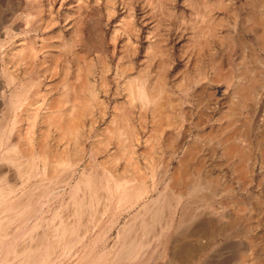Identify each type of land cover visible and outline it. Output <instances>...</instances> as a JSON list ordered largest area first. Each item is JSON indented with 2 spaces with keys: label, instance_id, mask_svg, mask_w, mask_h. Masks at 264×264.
Returning a JSON list of instances; mask_svg holds the SVG:
<instances>
[{
  "label": "rangeland",
  "instance_id": "rangeland-1",
  "mask_svg": "<svg viewBox=\"0 0 264 264\" xmlns=\"http://www.w3.org/2000/svg\"><path fill=\"white\" fill-rule=\"evenodd\" d=\"M166 1L0 0V132L4 133V142L8 139L17 142L11 150H0V158L3 159V163L0 162V174L3 173L0 175V187L3 180V184L17 188V193L7 195L6 186L0 196L9 199L8 203L21 193H24L25 199L29 198L14 210L20 215L8 216L11 221L7 226L10 234L6 242L15 243H11L10 254L23 245L38 246L39 255L23 264L149 263L150 247L143 249L136 259L122 257L121 253L126 245L133 243L131 239L135 230L140 232L139 246L146 244V226L140 225V220H145L143 206L163 188L170 186V178L183 146L179 139V118L175 116L169 120L170 126L161 127L160 124L166 122L165 118L152 119L153 104L127 97L130 93L127 83L132 75L142 72L141 84L149 83L157 78V74L160 78L165 76L161 79L165 84H176L180 80L176 71L186 60L185 53L181 54L183 56L179 53L190 50L189 45L195 41L192 37L207 35L200 40L210 41L209 33L224 39L234 69L236 62H243L246 66L248 64V69L256 71V80L264 75V51L255 39L256 30L248 29L251 22L257 20L254 15L259 12L256 10L258 0H170L172 20H199L196 26L200 32L192 31L189 25L179 29L174 24L171 28L164 21ZM201 20H215L212 29H206ZM235 39L242 42V48ZM167 49L171 50V62L163 54ZM205 50L206 47L202 51L208 52ZM251 53L258 59L252 56L250 59ZM149 56H153V62ZM130 68L133 71L128 72ZM65 69V81L59 84ZM207 70L208 78L211 70L209 73ZM203 81L198 80L199 87L205 84ZM245 83V80L241 81V85ZM214 87L209 86V91H213L216 98L212 96L213 110L205 117L203 129L192 130L188 144L208 134L216 137L226 125V119L221 117L227 112L232 90H225L224 84ZM78 88L82 89L80 94H77ZM218 90L225 93L219 95ZM64 92L70 95L69 98H63ZM12 93L16 98H10ZM78 95L81 99L68 103ZM62 100L68 101L64 103ZM54 103L60 104V109H53ZM253 105H249L246 111H256H244L243 115H248L250 131L256 133L260 131L262 106ZM200 109L201 112L205 110L204 104ZM242 120L241 117L239 124ZM71 121L75 126L72 129L67 127ZM168 138L174 141L176 154L173 157L167 149ZM203 145L196 161L204 165L201 177L207 171L214 182L234 183L232 187L235 190L231 196L222 195L207 200L198 198L190 210L196 211L198 223L202 220L199 216L207 212H211V216L215 212L216 215L221 212L225 215L219 207L227 199H244L251 191V188L243 190L236 176L232 175L231 164L223 156L222 147L217 144L215 148ZM256 157L259 164L257 154ZM258 164L254 170L255 180L263 177ZM49 178L55 181L50 183ZM34 185L38 188L33 189ZM5 205L0 211L5 210ZM253 215L256 216V213ZM221 228L220 223L204 228L202 235L208 238L207 246L185 264H235L236 251H244L250 239L259 238L264 232V223L254 232L251 230L238 239H229V242L219 235ZM170 236L173 238L175 234L171 231ZM212 237L215 238L209 239ZM195 242V245L203 244ZM216 246L219 251L213 261H208L207 256ZM158 248L157 264H179L170 262L169 246L165 242L160 243ZM2 250L0 264H5L1 260L5 258L6 251L5 248ZM256 251L259 252L258 249ZM9 255L8 264H17L12 263L13 260H20ZM262 258L260 256L257 262Z\"/></svg>",
  "mask_w": 264,
  "mask_h": 264
},
{
  "label": "bare ground",
  "instance_id": "bare-ground-1",
  "mask_svg": "<svg viewBox=\"0 0 264 264\" xmlns=\"http://www.w3.org/2000/svg\"><path fill=\"white\" fill-rule=\"evenodd\" d=\"M204 1L207 2L206 0ZM253 1L255 2V0ZM171 2L170 0L166 1L167 11H166V20L164 21L168 25H170L171 28L174 24H176L175 25L177 26L176 28H179V29L183 25H189L192 31L197 30V32H200V29L198 28V26H196L199 20H196V21L195 20H172L173 12L170 11V8H171L170 5H172ZM254 2H253V6L256 7L254 5ZM257 3H258L257 5L258 9L256 10H259V12L257 11L258 15H256L257 13L254 15V17L255 16L257 17V20H255L254 18L255 21L251 22V25L248 29L250 31L256 30L255 39L258 42L260 49L264 51V1L258 0ZM254 12H255V9H254ZM213 21L215 20H201V22L205 24L206 29L208 30L212 29L211 27H212ZM221 22L223 23V21ZM196 35L200 36V34H196ZM209 35L210 36L208 38H210V41H206V42L205 40H203V38L202 40H200V38L206 37L207 35L206 36L201 35L200 38H198L197 36L192 37V38H195V41L193 40L191 44L189 45L191 51L188 49L186 52L182 50L183 52L179 53V55H181L182 53H185L186 56L184 57H186V60L185 61L183 60L182 62L183 64L180 62L182 64V67H179L181 68L179 69V71H176L175 69V71L178 72V74L180 75V80L179 81L177 80L178 82H176V84L171 85L170 83L171 86L168 84L169 85L168 87V85L162 82L161 80L165 76H161L162 78H160V76H158L157 73H156L157 78L155 77L153 80H151L147 84L145 83L141 84L140 82V81H143L141 80L142 72L138 73L139 75L136 74L137 76L132 75L133 77L130 79L128 77L129 80L127 84L129 85L130 93L129 95H127V97L129 99L136 97L139 100L145 102L146 104L148 103L153 104V109L151 111L152 119L155 121L156 118H159V119L165 118L166 122H164L163 124L161 123L162 124V125L160 124L161 127H163L164 125L170 126L169 120L171 118H174L175 116L176 118H179L180 129L179 127L178 129L180 131L179 139L181 140V143L180 142L179 143L182 144L181 146L183 147H181L182 151H181V155L179 156L180 158H179L177 167L175 168L170 178V182H169L170 186H168L167 188H163L161 191L159 190L160 192L157 191L158 193L155 194V198L150 199L143 206L145 220L142 221L141 219L140 225L146 226V232H147L146 233L147 234L146 244L139 246L138 234H140V232H139V229L135 230L134 232L135 236L131 239L133 243L131 242L129 243V245L125 246L123 252L121 253L122 257L126 258V257L132 256L133 258L136 259L137 257H139V254L141 251H144L145 249H148L150 247L151 253H149L150 255L148 254L149 255L148 264H157V261H158L156 259L157 258L156 252H158L157 249H159L158 247L160 246V243L165 242V245L169 246L168 257L171 260L169 261L171 263L178 262L179 264H185L186 262L189 261L191 257L194 258V256H196L197 253L202 251V249H204L207 246L208 238L203 236L205 234L202 235V232H204V228L206 227L209 228L211 225H213V223L221 224V227L223 229L221 228L222 231L220 230L221 233L220 234L218 233V234L224 237L227 241L229 239H234V240L238 239V237H240L241 234L249 233L251 230L252 232H254L253 230L260 228L261 225L264 223V178H263L264 177V75L259 74L260 79L256 80V76H257L256 71L254 69H248L247 67L248 64L246 66L245 63L243 62L242 63L236 62L235 63L236 67L234 69L233 67L234 62L230 60L229 59L230 56L227 55V49L225 48L226 45H225L224 39L221 37H218L217 35H211L210 33ZM160 41L162 42V40ZM235 41H236V44L239 46V48H242L241 46L242 42H239L238 39H235ZM167 43H168V40H167ZM216 43H219L220 45ZM212 46L214 47V49L212 48ZM205 47H206V50H208V52L202 51V49H204ZM215 47H220V48L216 49ZM158 48L159 47H157V50ZM158 54L162 55L161 57H165V55L163 56V54H166L167 60L171 62V56H172L171 50L167 49L166 53H163V54L158 53ZM225 56H228V58H224ZM251 56L254 57V59L256 60L258 59L252 53L250 54V59L252 58ZM152 57L153 56H149L148 58L151 59ZM153 59L154 58H152V62H153ZM158 60L159 59H157V61ZM148 61L151 62L150 60ZM257 62L260 63L259 61ZM161 63H163L162 60H161ZM159 64H160V60H159ZM162 66L164 65L162 64ZM156 67L158 66L156 65ZM121 69H123V67ZM160 69L158 70V72L160 71ZM209 69L211 70V73H210V77L207 78L206 70L208 72ZM128 70H130L128 72L133 71L132 68ZM235 70H236V74L234 73ZM155 71L156 70H154V72ZM151 72H153V70ZM63 73H64L63 78L60 80L59 84L60 83L62 84L65 81L64 79H65L66 69L63 70ZM258 73H261V72L259 71ZM263 73H264V70H263ZM170 76L171 75H169L168 77ZM8 78L10 79V77ZM174 78H176V76ZM200 79L204 80L203 83L205 84L204 85L202 84L203 86L201 85L199 87L198 80ZM242 80L246 81L245 85H241ZM145 82H147V80H145ZM216 84H219V87L222 84H224L226 86L225 90L226 88L232 90V99L229 102L227 112H225L226 114L224 116L222 115L223 117H221L222 120L226 119V125L223 128H221L222 130L217 132L218 134L216 133L217 134L216 137H214L211 134L210 135L208 134L204 138L203 137L195 138L193 142L189 141L190 144H188V140H190L188 138L192 130L194 129L195 131V130L203 129L204 120H206L205 117H207L208 113H210V111L213 110L214 104L212 103V99L214 98V92L209 91L210 90L209 86L213 85L214 87V85ZM78 89L79 90L77 94H80L82 92V89L81 88H78ZM218 92L220 93L219 95H222V93L223 94L225 93V91L223 90H218L217 93ZM64 93L65 95H62L63 98H66V99L69 98L70 95L66 94V92ZM80 96L81 95H78L75 98H72L71 100L68 99L70 101L68 100H62V101H65L64 103H67L66 101H68V103L70 104L75 103L78 99H81ZM14 97L16 98V95H13L12 93L10 95V98H14ZM53 100L56 101L55 99ZM160 102H163L165 104H161ZM177 102H179V104ZM60 103H63V102H60ZM203 104L205 106V110L201 112L200 106ZM249 105H253L255 107L259 105L262 106L261 107L262 108L261 123H260V129H259L260 131L256 133H252L250 131L251 130L250 120L248 119V115L246 114L243 115V113H245L244 111H246ZM55 106L56 108H54ZM54 107L53 109H60L61 105L55 104ZM144 107H145V104L143 108ZM255 111L250 112L247 110L246 112L254 113ZM69 114L71 115V112ZM69 114H66V116H68ZM241 117L243 119L242 124H241V121L239 124V120ZM69 123L71 124H68L67 127H71V129H72V126L73 128L75 127L74 124H72L73 123L72 121ZM68 136H70V134ZM197 136H200V135H197ZM3 137H4V133L0 132V150L3 149V151H8L17 146V142L9 141V139L7 140V142H4ZM166 141H167V146H168L167 149L169 148V153L171 157H173L176 154V149L174 150V147H173L174 141H172L170 138H168V140ZM201 142H203L205 146L210 145L214 147V145L217 144L218 146H220L219 148L222 147L224 149L223 156L231 164L232 175L236 176V179L242 186L243 190L245 189L247 190L251 188V191L247 194V196L244 199H240L237 201L233 200L232 198L227 199L224 205H221V207H219V209H221L222 211H225V215L222 214V212L217 213L216 215V212H215L214 214L216 216L215 215L211 216V212H207L205 215L199 216V217H202V220L198 223L196 222L197 220L196 219L197 214L195 213L196 211L195 212L190 211L193 204H195L198 198L207 200V199L219 197L222 195L231 196L233 194V191L235 190V188L233 189L232 187V184H234L232 183L233 179L232 181H230L232 184H229V185L225 183L219 184L217 182H214V180H211L212 177L210 176V173L207 172L206 170H205L206 174H204V177H201V174L203 173V170H204V165H202L203 163L200 164V162L199 163L196 162L200 152L204 148L203 143L200 145ZM212 152L211 154L213 155ZM256 154L258 155V158H259V164L256 161L257 160ZM1 160L3 159L0 158V162ZM256 164L259 165L258 170H260V172L263 173V177L262 178L259 177V179L255 180L253 176H254L255 167H257ZM11 176H13V174L9 175V177ZM1 181H2V187H0V194L2 191H4L3 187H6V186L8 188V189L6 188L8 191L7 195L17 193L16 192L17 188L13 189L11 185L3 184V180ZM36 187L38 188L37 185H34L33 189ZM130 193L132 192L130 191ZM1 196H0V208L3 206L4 203L6 205L4 206L5 210L2 209L0 211V255L3 253L2 249L5 248L6 253L5 255H3L5 258L2 259L1 262L8 264L9 263L8 255L12 252L10 251V249L12 247V244L13 245L15 244V243H12V241H11L12 244L10 242H6V239H8L9 234H10L8 232L7 226L9 222L11 221V219L8 216L20 215L18 211H14V210L17 208H20L23 205V202H25L26 200L29 201L28 200L29 198L25 199L24 193H21L20 196L15 197V199H17V202H15L14 204L13 202L15 199H13L11 203H8L9 199L7 200L6 197H1ZM253 213H256V216H254ZM178 214H179L178 216L179 222L178 224H176L175 220ZM198 225H202V227H199ZM171 231L175 234L173 238L170 236ZM213 231L215 232V230ZM62 232L64 233V230ZM213 234L212 236L215 235ZM189 237H191L190 240H189ZM213 238L215 237H212L209 239H213ZM253 239H250V241L246 244V249L244 251L242 250L236 251L235 256H234L235 264H264V232L261 234L259 238H256V240H253ZM195 241H197L198 243L203 242V244L200 243V245H195L194 244ZM197 242L195 243L198 244ZM223 244L221 245L224 246L225 244L224 245ZM19 245H16V246H19ZM219 245L220 244H218V246ZM227 245H229V243ZM218 246L214 247L212 251L210 250L211 252L209 251L210 254L209 256H207L208 261H213V259L215 258L216 252L219 251ZM256 249H258L259 252L256 251ZM12 254H10L9 256H13L16 259L20 258V260L18 261L14 259L12 263H17V264H23L25 262L27 263L30 259L35 258L39 255L38 246L33 247L32 245H26V246L23 245V247H19L17 250L13 251ZM163 256L165 257V255ZM260 256H263V258L261 259L260 262H257V259ZM225 260L227 261V259ZM221 261H224V260H221Z\"/></svg>",
  "mask_w": 264,
  "mask_h": 264
},
{
  "label": "crops",
  "instance_id": "crops-1",
  "mask_svg": "<svg viewBox=\"0 0 264 264\" xmlns=\"http://www.w3.org/2000/svg\"><path fill=\"white\" fill-rule=\"evenodd\" d=\"M50 132H51V129H50ZM51 181H55V179H53V178H49L48 182L51 183Z\"/></svg>",
  "mask_w": 264,
  "mask_h": 264
}]
</instances>
